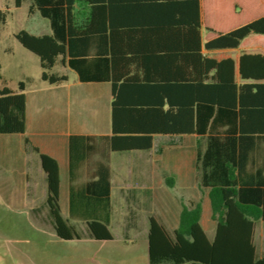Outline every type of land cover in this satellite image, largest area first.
<instances>
[{
  "label": "trees",
  "instance_id": "1",
  "mask_svg": "<svg viewBox=\"0 0 264 264\" xmlns=\"http://www.w3.org/2000/svg\"><path fill=\"white\" fill-rule=\"evenodd\" d=\"M14 1L16 7H21L26 0ZM29 12H39L48 19L51 32L37 35L21 30L15 38L39 57L43 81L62 84L68 80L66 74L52 71L60 63L73 69L83 82H111L112 135L101 138L72 136V165L75 160L91 159L96 153H104L107 159L111 152L151 149L152 135L156 133L207 135V148L200 162L204 170L202 184L209 188L208 198L216 223V234L211 243L216 258L210 262L264 264V257L257 258L254 245L256 223L260 220L264 223V172L253 179L241 170L248 163L250 152L264 143V55H241L240 78L255 82L239 85V106L236 107V101L224 99L233 96L230 91L224 92L225 87L238 86L233 63L217 62L203 53V50L243 46L264 50V40H259L264 36V16L228 32L206 27L216 36L203 42L201 0H32ZM8 14V7L0 9V25ZM101 40H105L103 44L107 45L108 51L102 49ZM123 40L132 41L124 43ZM144 40H164L155 44L166 49H172L174 43L178 47L182 44L183 55L149 56L143 51L147 44ZM178 56L182 59V68L192 71V78L188 75L181 80L184 85L196 87L192 106L185 104L189 101L175 102L172 91L177 85L174 83L178 82L171 80L174 77L163 76L166 81H157L154 85L161 88L158 95L161 102L154 112L164 115L157 118V123L146 124L144 117L151 111L144 108L148 104L139 100L123 104L121 90L134 84L142 86V81L149 77L147 72L139 77L136 70L174 69L167 67L165 62ZM253 60L259 61L254 63ZM107 61L109 76L100 70L102 62ZM225 67L227 75H223ZM25 89L24 81L19 82L16 90L7 85L0 88V134L25 132ZM165 104H168L166 110L163 109ZM181 117L189 120L191 117V124L181 126L178 122ZM103 140L107 143L102 146L99 141ZM40 159L46 174L49 221L59 238L80 239L77 227L61 212L58 162L43 153H40ZM97 170L93 173L97 176L95 180L71 185L69 217L85 222L92 238L111 240L110 167L100 162ZM201 214L200 204L182 210L176 237L185 251L183 234L194 239L193 243H188L190 246L205 239ZM164 234H167L166 227L150 218L151 264L167 260L181 263L191 257L187 252L183 256L170 250L164 244ZM222 247H225L224 251ZM222 252L226 258L220 257Z\"/></svg>",
  "mask_w": 264,
  "mask_h": 264
},
{
  "label": "crops",
  "instance_id": "2",
  "mask_svg": "<svg viewBox=\"0 0 264 264\" xmlns=\"http://www.w3.org/2000/svg\"><path fill=\"white\" fill-rule=\"evenodd\" d=\"M201 1L203 10V33L204 31L208 34L210 33L207 35V40H203V42H207L216 36V33L206 30V27L214 29L216 26L213 23H210V26L205 23L204 10H207L209 13L214 11V14L220 10L224 12V3H228L227 7H229V9L227 17L225 18L226 29L223 32L234 30L264 16L263 10L255 19L247 21L243 16L244 9L241 0H206V6L205 0ZM26 2L29 4L30 8L32 0H26L24 3ZM7 3L11 7L15 6L14 0L8 1ZM258 3L260 7L264 5V1L261 0H259ZM130 41L132 40H123L124 43H129ZM144 41L147 44L143 46V51L149 56L168 54L176 56L183 55L182 44H179L178 47L174 43V46L171 47L172 49H166L167 47H161L155 44V42H163L164 40ZM165 41L173 43L172 40ZM179 41L181 43V40ZM100 42L103 46L102 49L108 51L107 45L103 44L106 43L105 40H101ZM203 53L217 62L231 61L233 63L231 64L234 68L233 75L238 86L237 88L225 87L224 92L230 91L233 96L230 99L227 97H224V99L236 101V107H238L239 85L247 82H255L254 80H244L240 78V57L243 54L264 55V50L256 46H243L240 48L203 50ZM253 61L256 63L255 61L259 60ZM165 65L167 67H174V69L136 70L137 73H139V77L140 74H142L141 77H143L146 72L149 77L142 81V86L134 84L127 87L125 86L121 90L120 98L123 104L126 105L137 100L148 104L145 105L144 108H148L151 111L144 117V123L149 125L157 123V118H159V116L163 117L164 115L163 113L156 114L154 112V109L159 107L161 102V98L158 96L160 95L161 88H155L154 85L157 81H166V79L162 78L163 76H165V78H167L166 76L174 77L175 79L171 80H173V82L177 80L178 82L174 83L177 85L173 87L172 91L175 102L184 104V101H189L185 102V104H190V106H192V98L194 94H197L195 90L196 87L184 85L185 83L181 81L183 78H187L188 75L192 78V71L191 69L182 68L183 62L179 56L173 58L172 61L165 62ZM62 66L63 68H70L66 65ZM100 70L106 76H109L108 61L102 62ZM66 75L68 76V74ZM76 75L77 78L72 82H70L68 76V80L62 84L48 83V86L45 88L33 90L31 91L30 97L26 89L24 91L27 107L26 129L23 134H19V137H22L24 143L30 146V151H26V149L23 151L25 153L23 160L26 161L29 166H31V164L37 166V171H40L43 176L46 219L49 220L46 206L47 181L46 174L42 169L40 153L46 154L58 162L60 170V205L61 202H63L66 206L67 217H63L70 219V221H82L69 217L71 185H82L95 180L97 176L93 175V173L95 170L98 171V166L100 162H102L108 164L110 167L111 214L109 229L111 223H115L118 228V235L115 236L110 230L112 234L111 240H97L116 243L110 247L109 251L105 252L106 254L101 252L100 257H97L94 264H151L150 218L152 217L166 227L167 234L163 236L164 244H166L170 250L177 251L179 255L185 256L187 252L191 256L190 258L187 257V259H183L184 261L181 263L167 260L159 264H212L210 260L216 258L214 247L211 244L216 234V223L212 218V211L208 198L209 188L202 184L204 170L200 162V158L207 148L208 136L198 135L196 133H156L152 135L153 146L151 149L126 151L124 153L127 154L122 156L142 157L141 161L133 160L132 163L124 161L114 166L112 164V156L114 153L120 152H111L108 154L107 159L104 157V153H96L91 159L83 158L77 161L75 160L72 165L70 150L72 136H93L95 138H101L112 135L113 95L111 82H83L80 80L77 73ZM223 75H227L226 67L223 70ZM177 77L182 78L178 79ZM44 104H46L45 113L41 110ZM194 104V106H197V103ZM167 108L168 104L163 105L164 110ZM178 122H180L181 126L188 125V123L191 124V117L190 120L187 117H181ZM99 142L102 146L107 143L106 140ZM104 151L105 149H103V152ZM241 170L246 172L250 178L257 179L260 177L259 174L264 172V143L258 145V149H254V151L250 152L249 161L241 167ZM23 173L24 172H22V175H24ZM117 179L120 180L119 184L122 185L121 189L130 187L144 190L141 199L143 205L142 209L133 208L131 206L133 201L125 196L124 204L127 206L126 212H124V207L120 208L121 211L118 209L117 212L113 196ZM30 182L34 184V188L37 187V183L34 180L30 181L29 176L24 181L25 186L23 187L28 188L27 186H29L30 188ZM192 190L201 191L203 198L194 199L183 195L191 193ZM136 203L139 204L135 199V204ZM198 204L202 206L201 225L204 230L205 239H202L200 244L197 243L195 246H190L191 244L188 243H193L194 239L183 234V238H185L183 241H186L185 245L187 247V251H185L178 244V238L176 237L181 213L185 207L193 208ZM33 210L35 212L34 208ZM141 210L147 218V225L145 228H140L136 223ZM258 223L264 227L263 221H257L254 231V245L256 247L257 258H262L264 257V229L257 230ZM73 224L76 226V223ZM88 237L92 238L89 232ZM224 250L225 247H222V251ZM225 256V253L222 252L220 257L223 259L226 258Z\"/></svg>",
  "mask_w": 264,
  "mask_h": 264
},
{
  "label": "rangeland",
  "instance_id": "3",
  "mask_svg": "<svg viewBox=\"0 0 264 264\" xmlns=\"http://www.w3.org/2000/svg\"><path fill=\"white\" fill-rule=\"evenodd\" d=\"M8 1L12 0H0V9L5 7L9 9L6 21L0 25V74L2 76L0 88L7 85L16 90L19 82L24 81L30 97L31 91L45 88L48 83L41 78L42 67L39 57L23 47L15 38V34L26 30L40 35L50 33L51 27L49 20L42 17L39 12H29L27 2L22 7L16 8L9 6ZM258 1L241 0L243 16L247 21L255 19L264 10V5L258 6ZM224 4L226 7L224 12L220 10L214 14V11L209 13L204 10L205 23L209 26L213 23L217 31L226 29L225 18L229 7H227L228 3ZM209 34L204 31V40H207ZM261 37L262 39L259 40H264V36ZM52 71L68 74L70 82L77 78L72 69L63 68L60 63ZM41 110L45 113L46 104ZM25 149L30 151V146L26 145L19 135L0 134V264H94L101 252L106 254L105 252L109 251L116 242H101L88 237L85 222L75 220L71 222L76 223L80 239L63 240L57 236L52 224L46 219L43 176L40 171H37V166L34 164L29 166L23 160ZM126 154L114 153L112 164L115 166L124 161L132 163L133 160H142V157L138 156L122 157ZM28 176L30 181L34 180L37 183L36 188L32 182H30L32 188L23 187ZM119 181L117 179L113 195L117 212L122 207L126 212L125 196L133 201L131 205L133 208L142 209L141 199L144 190L130 187L121 189L122 185ZM183 195L194 199L203 198L202 192L198 190H192L191 193ZM135 199L139 204H135ZM60 206L63 216L67 217L66 206L63 202ZM139 214L136 223L140 228H145L146 215L142 210ZM117 229L115 223H111L110 230L115 236L118 235ZM259 229H264L260 223L257 224V230Z\"/></svg>",
  "mask_w": 264,
  "mask_h": 264
}]
</instances>
